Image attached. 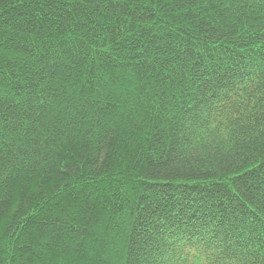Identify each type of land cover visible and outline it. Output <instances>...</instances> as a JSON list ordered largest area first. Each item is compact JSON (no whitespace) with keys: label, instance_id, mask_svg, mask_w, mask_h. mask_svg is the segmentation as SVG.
<instances>
[{"label":"trees","instance_id":"16d2710c","mask_svg":"<svg viewBox=\"0 0 264 264\" xmlns=\"http://www.w3.org/2000/svg\"><path fill=\"white\" fill-rule=\"evenodd\" d=\"M0 156V264H264V0H0Z\"/></svg>","mask_w":264,"mask_h":264},{"label":"snow or ice","instance_id":"6c2138e0","mask_svg":"<svg viewBox=\"0 0 264 264\" xmlns=\"http://www.w3.org/2000/svg\"><path fill=\"white\" fill-rule=\"evenodd\" d=\"M84 2H85V0H80V3H84ZM113 2L120 3V2H122V0H113ZM178 155L179 154H177V156ZM5 161H6V157L0 156V167H3ZM256 167H259V166L257 165Z\"/></svg>","mask_w":264,"mask_h":264}]
</instances>
